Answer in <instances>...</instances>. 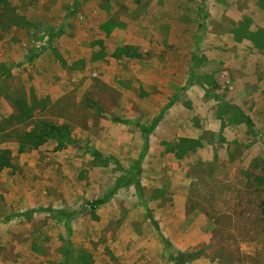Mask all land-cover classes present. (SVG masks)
Listing matches in <instances>:
<instances>
[{
    "label": "rangeland",
    "instance_id": "obj_1",
    "mask_svg": "<svg viewBox=\"0 0 264 264\" xmlns=\"http://www.w3.org/2000/svg\"><path fill=\"white\" fill-rule=\"evenodd\" d=\"M4 3L30 27H10V11L0 14V67L9 69L0 79V122L16 100L48 99L43 117L69 124L71 142L56 149L48 141L23 160L14 140L0 138L15 165L0 175V191L11 182L16 199L0 200V257L171 264L149 211L174 249L198 253L188 264H264V0ZM32 51L39 53L26 64ZM111 117L134 123L120 130ZM151 124L144 149L136 125ZM91 149L111 150L114 163ZM136 163L145 207L130 178L103 205L88 207ZM46 208L67 220L23 215ZM6 214L18 216L7 222ZM198 215L204 222H189Z\"/></svg>",
    "mask_w": 264,
    "mask_h": 264
},
{
    "label": "trees",
    "instance_id": "obj_2",
    "mask_svg": "<svg viewBox=\"0 0 264 264\" xmlns=\"http://www.w3.org/2000/svg\"><path fill=\"white\" fill-rule=\"evenodd\" d=\"M2 8H0V14H3V11L8 9L10 11V14L12 18H10L11 26H14L16 28H29L30 25L27 24L25 19L23 17L18 16L13 8H8L6 4H2ZM11 9V10H10ZM10 27H7L6 30H8ZM5 27L3 28V30ZM61 32L60 29H57L55 32L47 33L48 38L46 39L47 42L51 41V39ZM46 35V36H47ZM125 49V48H124ZM123 50V49H121ZM128 48L123 53L122 51L120 54H124L128 56L127 54ZM39 53V51H32L30 54L25 57V61L29 62L32 58V55ZM119 54V56H120ZM9 75V69L5 68L3 66L0 67V79L3 77H6ZM192 76V75H191ZM31 103H27L25 100H16L15 103H13V113L5 120L0 122V138L3 139L4 137H10L11 140H14L17 144V153H26L28 151L36 149L39 145L46 143L48 141H52L56 143V149H60L62 145L71 142L70 134H71V128L69 124L66 123H55L51 119L43 117L42 113L47 110V106L49 104L48 99H42V100H36L34 97H30ZM171 103H168L161 109V113L169 108L171 106ZM89 107V105H88ZM90 108V107H89ZM93 108V107H92ZM95 108V106H94ZM96 109V108H95ZM35 110H37L35 112ZM236 115L244 120V123L251 127L250 122L248 119L242 115L240 111L237 110ZM161 117V114L157 117V120ZM121 123H124L122 120H118ZM26 125V126H25ZM29 126V127H27ZM154 124H151L149 127H145L143 125H139V129L141 132V136L143 138V147L145 149L147 145L148 140V131L153 129ZM188 143V142H185ZM192 143V142H191ZM189 148V147H188ZM191 149V148H189ZM91 154L94 158L100 159L106 163H114L111 158L105 157L96 150L91 149ZM11 169L15 168V165L12 163V156L11 152L7 149H1L0 148V172L4 169ZM139 170V163H136L135 165L131 166L128 170L122 171L125 175V177H120L116 183L114 184L111 191H109L106 196L96 199L92 202H88L87 205L91 210L96 209L97 207L103 205L107 200L111 198V196L114 194V191L117 189V187L121 184V181L125 178H130V184L134 186L137 197L139 200H142V188L139 185L138 179L136 178L137 173ZM141 203L144 205L143 200ZM40 211L53 213L54 217L56 219H64L67 220L66 215L61 213V211L52 210L49 208L46 209H33L28 210L23 213V215H29L33 213H37ZM262 214H264V211H261ZM18 215H9L5 217L4 221H10L14 217ZM146 217L149 219L152 227L157 232L160 241L163 244L164 247V253L166 254L168 261L171 264H188L189 261H191L193 258L197 256V252L194 253H184L180 252L176 249H174L170 243L165 240L159 233V230L157 228V225L149 211H146Z\"/></svg>",
    "mask_w": 264,
    "mask_h": 264
},
{
    "label": "crops",
    "instance_id": "obj_3",
    "mask_svg": "<svg viewBox=\"0 0 264 264\" xmlns=\"http://www.w3.org/2000/svg\"><path fill=\"white\" fill-rule=\"evenodd\" d=\"M27 20H30V18L28 17L27 18ZM13 27V26H12ZM13 28H15V27H13ZM16 29V28H15ZM142 38V40H143V37H141ZM141 41H138L137 43H140ZM143 43H141V44H146L144 41H142ZM26 64L28 63V62H25ZM25 66V65H24ZM48 89H51L50 87L48 88ZM54 92H56V93H58L59 92V90L58 89H55V91ZM46 96H47V98H50V100H53L51 97H50V95L49 94H46ZM170 108V107H169ZM119 120H122L124 123H121V122H119L117 119H114V118H109V121L110 122H119V123H121V126L119 127V129L120 130H122L121 128H123V126L125 125V126H127V125H130V124H133L134 122L132 121V119H119ZM138 128H139V125H136ZM116 130H118V128H112V130H111V132H110V136H112L113 135V133H114V131H116ZM139 130V129H138ZM140 132V131H139ZM141 133V132H140ZM112 134V135H111ZM140 137V140H141V143H143V138H142V136L140 135V134H138ZM151 137V136H150ZM150 137H149V140H150ZM135 140H137V138H136V136H135V138H134ZM122 142H128V140H129V136H128V134H126V136L125 137H122ZM142 148H144L143 147V145H142ZM42 149V147H40L39 149H38V151L39 150H41ZM34 151H32L31 153H28V154H26V153H21L20 154V157H22L21 159H23V160H25L27 157L28 158H30L31 157V155H32V153H33ZM97 152H99V153H101L102 155H104L105 157H114L115 156V154L114 153H112V151L111 150H107V151H105V153H102V152H100V151H98L97 150ZM150 152V153H149ZM151 149H148V153L147 152H141L140 153V156H143V158L145 157V158H147L150 154H151ZM55 153H57V152H55ZM141 158V157H140ZM8 171H10L9 169H7V168H4L1 172H0V175H2V174H5L6 172H8ZM1 184V183H0ZM6 187H10V188H7V189H5V186H3L2 188H1V191H0V200L1 201H4L5 203H7V204H13L14 205V201L16 200V199H13L12 200V198H13V191L11 192V188L13 189V186L11 185V182H8L7 183V185H6ZM8 198V199H7ZM10 198H11V201H10ZM29 210H33V209H29ZM28 211V210H27ZM5 217H7V216H9L8 214H6V215H4ZM197 218H199V220L198 221H200V222H204V218L201 216V215H198V216H195V217H192L190 220H189V222H191L193 219H197ZM178 219L181 221V220H183L186 224H187V221H188V218H184V216H178ZM179 220H177L178 222H180ZM185 224V225H186ZM186 227V226H185ZM185 227H184V229H185ZM183 229V230H184ZM188 229H190V225L188 226V228L186 229V230H188ZM176 250H178V251H180V252H186L188 249H183V248H179V247H177L176 248ZM16 252H17V249H13L12 250V254H16ZM0 264H23V263H20L19 261H14V259H10V258H4V257H0Z\"/></svg>",
    "mask_w": 264,
    "mask_h": 264
}]
</instances>
